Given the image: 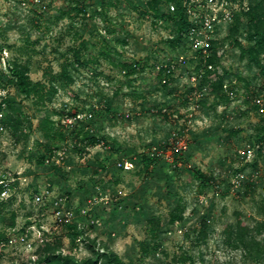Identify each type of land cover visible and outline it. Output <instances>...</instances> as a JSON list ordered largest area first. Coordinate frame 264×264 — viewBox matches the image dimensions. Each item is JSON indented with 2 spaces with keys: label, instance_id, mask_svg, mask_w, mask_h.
<instances>
[{
  "label": "rangeland",
  "instance_id": "obj_1",
  "mask_svg": "<svg viewBox=\"0 0 264 264\" xmlns=\"http://www.w3.org/2000/svg\"><path fill=\"white\" fill-rule=\"evenodd\" d=\"M80 2L0 0V111L19 120L16 132L0 131V177L15 186L0 208L1 237L44 224L53 237L45 242L57 238L77 260L91 254L88 235L99 252L109 247L128 264H264V105L256 102L264 100V54L258 65L242 52L252 44L247 24L241 45L229 25L217 34L227 86L204 83L195 98L188 75L207 55L187 57L166 85L156 67L189 49L171 47L167 16L145 0ZM16 64L29 68V96L12 80ZM92 108L75 128L67 120ZM186 127L189 146L174 161L172 131ZM153 145L166 156L147 168L142 158ZM45 186L52 197L34 202ZM58 196L85 236L73 238L71 222L53 229ZM238 222L261 242L258 256L229 243ZM36 234L33 248L6 246L0 264H36L44 252Z\"/></svg>",
  "mask_w": 264,
  "mask_h": 264
},
{
  "label": "trees",
  "instance_id": "obj_2",
  "mask_svg": "<svg viewBox=\"0 0 264 264\" xmlns=\"http://www.w3.org/2000/svg\"><path fill=\"white\" fill-rule=\"evenodd\" d=\"M83 1L84 0H81L79 5L80 7H83L81 9H86ZM170 1H173L176 4L174 10L170 9ZM145 3L148 9L169 18L173 25V33L169 36L168 41L173 48L181 46L184 42L185 32L190 23L182 0H145ZM98 4V7L102 8L104 6V0H100ZM163 5H166L165 13L162 9ZM244 22L248 26L249 39L252 44L242 46V52H247L251 60L255 61L258 65H261L259 55L264 54V0H252L247 10H241L235 13L233 20L229 24L228 35L232 38V41L238 45H241L238 35L241 31V25ZM219 41L218 37H216L210 43L208 48L209 54L207 55L206 61L213 63L215 67L214 69H207L202 80L203 83L207 84L210 91H216L218 87H225L224 84H226L224 81V74L221 72L220 67H218L219 56L217 54V48H219ZM200 65L201 64H198L197 66ZM129 66H131V64H129ZM11 70L12 80L15 82L20 92L26 96L31 95L36 90V87L35 84L31 82L29 68L26 65L16 64L11 67ZM173 70L174 69H170V71H166L165 68H161L158 71L160 74H163V83L165 85L166 83L169 84V79H171L174 72ZM56 90V88H53L52 92H55ZM0 121L6 126H12L15 129L14 132H16L19 120L13 112H5V114H2ZM81 121L83 120L75 122L74 128ZM259 151L260 149H258V152ZM174 153V161H179L182 152L175 151ZM48 157L44 158V161H46ZM162 159L163 157L152 155L146 151L143 155L142 161L143 165L149 168ZM202 181L205 182L206 179L202 178ZM1 189L2 187L0 186V191ZM14 195L15 194L11 195L7 199L0 198V208L6 206L8 201L10 202L13 199ZM12 220V224H14V212H12ZM68 226L73 231L71 232L73 238L79 234L85 236L84 229L80 228L77 222H71ZM232 234L233 240H230L229 243H232L233 245H242L252 257H256L261 253V242L254 235L248 233L243 222H238L237 226L232 230ZM1 236L2 234L0 233V239L7 237V235L4 237ZM84 240L86 241L87 247L91 250L90 255L77 260L72 254H63L59 245L60 242L56 238V241L54 242H45L42 246L39 245V247L44 248V252L39 256L36 264H128L109 247H106L102 252H99L96 238H91L86 235ZM95 254L96 256L94 257Z\"/></svg>",
  "mask_w": 264,
  "mask_h": 264
},
{
  "label": "built area",
  "instance_id": "obj_3",
  "mask_svg": "<svg viewBox=\"0 0 264 264\" xmlns=\"http://www.w3.org/2000/svg\"><path fill=\"white\" fill-rule=\"evenodd\" d=\"M182 2L190 23L184 35V42L178 48H183L185 46L189 49L184 51L182 54H178L174 58H170L168 62L157 63L156 67L158 70L161 68H165L166 71L175 69L178 64L183 65L189 56L194 57L198 54L203 56L208 55L210 43L217 37L218 32L230 24L236 12L247 10L249 8L248 0H182ZM169 6L171 10H174L176 4L175 2L170 1ZM196 67L197 68L188 75V81L190 82V85H192L191 97L199 98L204 95L206 90V86L203 85L204 83L202 82L205 72L207 69H214L215 66L213 63L204 61L200 66L196 65ZM224 86L226 87L227 84H224ZM0 94H2L1 90ZM4 95L5 93L2 94L0 98V106L1 104L3 106L6 104ZM256 102L263 107L264 100L261 97L256 98ZM164 110H166V108ZM2 114L3 112L0 111V117ZM93 115L94 112L92 108L85 111H77L71 118H67V120L69 123L74 124L78 120L91 119ZM5 128V125L0 121V131ZM188 130L189 128L186 127L183 131H172V153L175 151L183 152L188 148L189 142L186 138ZM148 152L152 155H159L161 157L166 156L165 150L162 148L160 149L156 145L149 148ZM52 157H48L46 161H50ZM118 164L126 169H129L132 166V161L129 159H122L118 161ZM0 186L2 187L0 191L1 199H7L11 195L15 194V186L13 185L12 180L7 178L5 175L0 177ZM32 197L34 202L46 204V201L52 197V191L48 186H45L43 189H37L33 193ZM63 205L64 202L61 197H53L52 211L55 217V226L53 229H57L58 225L72 221V217L70 216L71 212H66ZM46 231L50 232L51 230L46 228L44 224L38 226L36 224L29 223L25 230L20 233H10L6 238L0 239V254L3 253L6 246L15 244L16 242L24 244L27 249L33 248L34 242L30 238V234L32 233H37L36 237H38L39 244L52 239L53 237L47 235Z\"/></svg>",
  "mask_w": 264,
  "mask_h": 264
}]
</instances>
